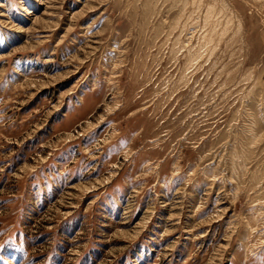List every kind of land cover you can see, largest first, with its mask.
Wrapping results in <instances>:
<instances>
[{"label":"rangeland","instance_id":"obj_1","mask_svg":"<svg viewBox=\"0 0 264 264\" xmlns=\"http://www.w3.org/2000/svg\"><path fill=\"white\" fill-rule=\"evenodd\" d=\"M0 264H264V0H0Z\"/></svg>","mask_w":264,"mask_h":264}]
</instances>
